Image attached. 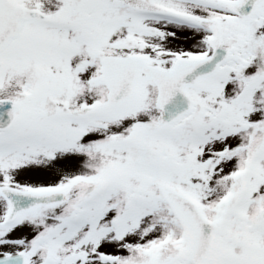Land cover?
<instances>
[{
    "label": "snow or ice",
    "instance_id": "1",
    "mask_svg": "<svg viewBox=\"0 0 264 264\" xmlns=\"http://www.w3.org/2000/svg\"><path fill=\"white\" fill-rule=\"evenodd\" d=\"M0 264H264V0H0Z\"/></svg>",
    "mask_w": 264,
    "mask_h": 264
}]
</instances>
